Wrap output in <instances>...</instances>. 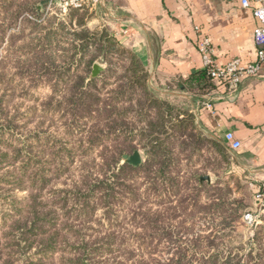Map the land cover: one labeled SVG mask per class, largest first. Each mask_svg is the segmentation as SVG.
<instances>
[{
    "label": "rangeland",
    "instance_id": "374dc122",
    "mask_svg": "<svg viewBox=\"0 0 264 264\" xmlns=\"http://www.w3.org/2000/svg\"><path fill=\"white\" fill-rule=\"evenodd\" d=\"M39 4L40 0H11L10 7L0 12V73L6 82L0 87V152L18 151L0 167V229L5 228V212L14 213L13 208H19L31 192L14 183L22 174V162L33 155L39 172L49 179L40 200L53 205V217L50 214L48 218L54 219L58 228L61 225V245L55 252L35 254V248L24 254L22 248L9 246L5 231H0V264H26L30 259H41L42 264H242L258 215L264 211L254 199L246 213L254 215V222L244 216L247 222L241 218L240 223L238 213L224 212L223 207L215 211L214 196H226L227 189L197 183L194 171L183 167L187 161L172 167L169 178L177 179L176 186L164 180L157 192L150 191L148 184L141 185L145 181L142 176L123 170V157L138 149L137 135L129 132L137 127L136 113L131 120L117 112L111 118L96 119L84 106L97 103L96 99L100 106L116 105V101L120 106L129 99L134 109L136 105L141 108L148 103L147 93L140 86L130 90L125 85V90L135 93L116 94L119 76L128 79L116 67V52L104 45L91 51L75 50L74 44L80 41L74 39H83L76 35L82 27L73 23L74 31L69 11L65 13L57 5L52 9L47 5L45 16L39 19ZM92 11L89 30L106 27L116 34L109 24L101 25L96 10ZM92 57L107 71L94 85L89 83L93 67L88 61ZM152 88L171 104L191 110L183 98ZM92 115L96 116L95 112ZM110 123H116V128ZM119 127L124 131H118ZM163 138L173 140L167 134ZM138 150L145 161L144 150ZM189 152L193 155L192 149ZM203 154L194 157L198 173L215 179V163L206 168L213 157L208 151ZM219 165L217 161V169ZM175 167L182 172L177 175ZM100 182L111 185L110 197L100 188L99 192L90 191ZM162 199L168 202L162 205Z\"/></svg>",
    "mask_w": 264,
    "mask_h": 264
},
{
    "label": "trees",
    "instance_id": "16d2710c",
    "mask_svg": "<svg viewBox=\"0 0 264 264\" xmlns=\"http://www.w3.org/2000/svg\"><path fill=\"white\" fill-rule=\"evenodd\" d=\"M1 1L4 3L0 4V12H2V10L6 11L7 8L10 7L11 0H0V2ZM16 1L17 0H15V2ZM49 2L50 0H40V6L38 5L36 12L37 16H40L39 19L45 16L43 11L45 7L49 5ZM68 11V18L70 19V23H72L71 26L73 30L76 31L73 23L75 26L82 27L81 31H76V35L83 37V39H74V42H76V40L80 41V43L74 44L75 46L73 48L75 50L78 48V50L82 51H91L93 48L98 49V46L104 45V49L106 48V50L114 53L116 52V57H118L116 58L118 61L116 62V67H120L124 74L122 76L128 78L122 80L120 78L121 76H119L116 80V87H118V89L116 88V94L125 95L129 93L132 95V93H135V91L128 92L125 90V85H128V89L130 90H135L136 87L140 86L144 92L147 93L146 98L148 103L144 105L141 104V108H138L136 105L134 109L133 104L128 102L130 101L129 99L123 100V103H121L123 105H120L122 107L118 105L117 101L116 105L109 103L100 106L97 99V103L94 102V104L92 103L84 106L89 112L88 115L91 118L94 117L96 119L106 116L111 118L117 112L123 119H127L124 117L126 116L131 120L132 113H136L137 119H139L137 127L130 129L129 132H133L137 135L139 141H137L135 149L142 148L145 152L146 160L139 166L124 163L122 169L129 170L130 173L135 176H142L145 181L141 183V185L148 184L150 191L157 192L161 188L160 186L163 185L161 182L164 180L171 181L173 183L172 186H176L177 179L169 178V174L172 172V167H179L180 165H183V161H187L183 167L186 166L188 170L194 171L193 177H195L197 183L216 187L225 186L224 188L227 189L226 196H214L212 201L215 206V211L220 212V207H223L222 210H225L224 212L228 213V211H231L232 213H238L239 219L236 220H239L240 223L242 222L241 218L246 221L244 216H246L245 214L247 212L251 211L254 192L243 178L244 181H242L241 177L239 179L238 173L232 168L233 156L229 147L219 140L204 134L198 128L192 110L175 106L154 94V90L149 81L150 75L148 68L134 50L124 44L116 34L111 33L106 27L101 31H92L88 29V23L90 22L91 14L93 13L88 2L82 8L70 7ZM80 12L84 14H81ZM74 15L78 16V20H74L73 22L72 18ZM79 16H81L80 20ZM84 16H86V20H84ZM50 34L51 33L47 35V41L50 39ZM95 61L96 59L92 57L88 61V64L94 67ZM106 72L107 71L103 69L100 74L97 77L92 78L89 83L91 85L96 84L99 78L102 75H105ZM4 83H6L4 73L1 72L0 87ZM180 84L183 85L185 90L190 91L193 94L204 95L212 89L213 79L209 69L204 67L203 69L192 73L189 77L181 79ZM128 103L130 104L129 106H124V104ZM94 106L97 108L93 109ZM0 112L3 111L0 110ZM93 112H95L96 116L92 115ZM110 125L111 128H116V123H110ZM118 131L124 130L119 127ZM166 134L169 139L173 140L169 141L168 139H164L163 135ZM94 141V138L91 137L90 142ZM175 148L179 150L178 154L175 153ZM189 148L192 149L193 155L190 154ZM205 151H208L209 156L213 157V160H210L209 167L206 168L209 169L212 163H215V167H213V172L216 176L215 179L210 176V180H202L201 177L203 176L198 173L199 170L196 168L197 163L195 162L194 157L205 156V154H203ZM11 153L17 154L18 151L14 149L11 152H0L1 168L5 167L9 162V156H11ZM217 161L220 163L218 169L216 168ZM176 167L175 173L178 175L182 170H177ZM194 168L196 169L194 170ZM20 170L22 174L15 178L16 182L14 183V186L27 188L31 192L25 198L24 202L19 204V208H13L15 211L14 213L5 212L3 218V226L5 228H1L0 231H5V238H8L9 246H17V249L22 248L24 254L35 248H37L38 251V253L35 254L55 252L60 249L59 246L61 245V225H59L58 228L57 222L52 218H48L50 214L53 217L54 210L52 208V203L46 202L43 204L42 202L44 201L40 200L41 191L48 185L47 182L49 179L46 178L47 174L45 176L39 172V168L36 165L33 155L26 157L22 162ZM201 171H203V169H200V172ZM40 181L41 183L38 193L37 185ZM241 181L243 184H241ZM110 187L111 185L106 186L100 182L99 185H94L89 189L90 191L94 190L99 192L98 190L100 188L103 194L110 197L111 194H107L109 193ZM237 194L239 195L236 196ZM149 196L150 194H147V197ZM146 199L149 200V198ZM166 202L168 201L164 199L160 201L162 205ZM81 204L83 207H89L85 206L84 203ZM261 217L262 221L255 227L251 246L247 254L243 255L242 264H264V214H262ZM231 219L232 221L235 220L233 217ZM225 226L227 227L228 224L226 223ZM30 257H33V255ZM10 261L8 262L10 263ZM26 264H42V260L35 261L34 259H30Z\"/></svg>",
    "mask_w": 264,
    "mask_h": 264
},
{
    "label": "crops",
    "instance_id": "0c3cea01",
    "mask_svg": "<svg viewBox=\"0 0 264 264\" xmlns=\"http://www.w3.org/2000/svg\"><path fill=\"white\" fill-rule=\"evenodd\" d=\"M101 25L142 59L156 90L183 98L198 128L227 145L232 131L241 141L232 168L255 193L264 183V60L258 76L245 78L236 91L213 80L212 89L197 95L181 79L204 68L198 38L209 36L220 66L232 58L244 64L258 61L255 30L259 20L241 0H87ZM196 27H199L197 30ZM128 30V33L125 31ZM264 49V46L261 47ZM228 146V145H227ZM258 223L262 221L258 215Z\"/></svg>",
    "mask_w": 264,
    "mask_h": 264
},
{
    "label": "built area",
    "instance_id": "2783aa9c",
    "mask_svg": "<svg viewBox=\"0 0 264 264\" xmlns=\"http://www.w3.org/2000/svg\"><path fill=\"white\" fill-rule=\"evenodd\" d=\"M97 3L99 0H93ZM244 7H251L256 18L259 20V26L255 30V41L260 47L258 52V61L255 63L244 64L240 58H232L226 65L220 66L214 57V47L209 36H201L198 38V48L203 58L204 67L208 68L213 80L228 83L232 91L238 90L243 80L248 76H258L261 70V62L264 60V0H241ZM87 0H50L48 9H52L55 5L63 12H68L70 7L82 8ZM198 30L199 27H196ZM128 33V30L125 31ZM225 141L231 151H237L242 146L232 131L225 134ZM256 204L264 211V183L261 184L255 193ZM246 220L254 222L256 219L253 214H246Z\"/></svg>",
    "mask_w": 264,
    "mask_h": 264
},
{
    "label": "water",
    "instance_id": "95a60500",
    "mask_svg": "<svg viewBox=\"0 0 264 264\" xmlns=\"http://www.w3.org/2000/svg\"><path fill=\"white\" fill-rule=\"evenodd\" d=\"M103 69H104V67L101 64L95 63L94 67H93L92 74H91V78L97 77ZM123 160H124V162L129 163L131 165L139 166L143 162V156H142L140 150H136L131 155H125L123 157ZM201 179L202 180H210V176L209 175L203 176V177H201Z\"/></svg>",
    "mask_w": 264,
    "mask_h": 264
}]
</instances>
